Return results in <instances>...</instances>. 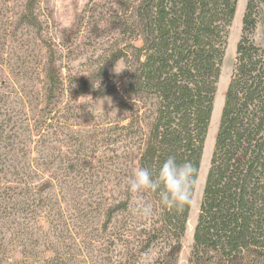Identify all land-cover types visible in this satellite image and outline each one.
Wrapping results in <instances>:
<instances>
[{
    "label": "trees",
    "instance_id": "16d2710c",
    "mask_svg": "<svg viewBox=\"0 0 264 264\" xmlns=\"http://www.w3.org/2000/svg\"><path fill=\"white\" fill-rule=\"evenodd\" d=\"M36 1L25 0L23 6L33 24L38 22ZM237 1L123 3V33L127 40L123 49L112 55L110 65L123 62L119 86L114 89L119 91L121 110L128 113L126 122L112 120L104 135L95 131L90 159L84 149L67 151L62 157L64 176H43L42 184L37 186L33 181L25 182L26 188L45 194L46 205L60 202L58 192L90 186L103 217V230L116 214L122 217L117 240L123 244L125 257L116 264H140L150 252L154 256L149 264H176L191 204L178 210L164 207L158 193H130L128 177L116 176L105 163L106 156L97 155L98 150L108 143L110 153L117 158L122 147L121 157L129 161L132 158L136 167H148L153 173L169 155H174L177 162L191 161L199 175ZM261 19L264 20V0H247L188 264H264V49L252 37ZM56 63L50 50L45 67L49 128L57 122V112H68L62 105L68 94L82 96L90 89L87 81L79 89L67 87ZM31 168L38 173L40 164H31ZM138 199L152 204L151 216L133 215L131 209Z\"/></svg>",
    "mask_w": 264,
    "mask_h": 264
},
{
    "label": "rangeland",
    "instance_id": "374dc122",
    "mask_svg": "<svg viewBox=\"0 0 264 264\" xmlns=\"http://www.w3.org/2000/svg\"><path fill=\"white\" fill-rule=\"evenodd\" d=\"M24 1L0 0V264H116L125 257L123 244L117 240L122 217L116 214L103 230V217L90 186L58 192L60 202L46 205L45 194L26 188L25 182L37 186L43 176H64L62 157L67 151L84 149L90 159L95 131L104 135L112 120L126 122L128 113L121 110L120 94L114 89L119 86L123 62L110 64L127 40L123 3L128 0H37L38 22L34 24L23 11ZM246 2L237 1L228 28L194 204L176 264H188ZM252 37L264 49V20L257 23ZM50 50L67 87L79 89L84 81L90 87L82 96L70 93L63 99L68 112H57L52 128L45 114V67ZM110 150L103 143L97 155L106 156L110 170L127 179L136 162L121 157L122 147L117 158ZM112 162L116 165H109ZM36 163L40 164L38 173L31 168ZM153 256V252L145 255L140 264H149Z\"/></svg>",
    "mask_w": 264,
    "mask_h": 264
},
{
    "label": "clouds",
    "instance_id": "9594fccd",
    "mask_svg": "<svg viewBox=\"0 0 264 264\" xmlns=\"http://www.w3.org/2000/svg\"><path fill=\"white\" fill-rule=\"evenodd\" d=\"M197 175L198 170L191 161L177 162L174 155H169L155 173L144 166L134 168L127 179V189L132 194L158 193L164 207L180 210L192 203ZM131 211L133 215L146 218L153 214V206L138 199Z\"/></svg>",
    "mask_w": 264,
    "mask_h": 264
},
{
    "label": "bare ground",
    "instance_id": "6f19581e",
    "mask_svg": "<svg viewBox=\"0 0 264 264\" xmlns=\"http://www.w3.org/2000/svg\"><path fill=\"white\" fill-rule=\"evenodd\" d=\"M236 12H237V11H236ZM235 15H236V13H235ZM192 201H193V200H192ZM193 204H194V203L192 202V204H191V208H192ZM191 208H190V210H191Z\"/></svg>",
    "mask_w": 264,
    "mask_h": 264
}]
</instances>
